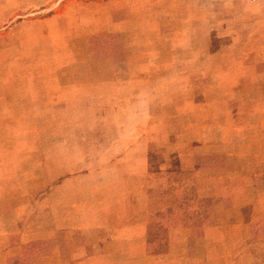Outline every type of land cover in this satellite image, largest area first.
<instances>
[{"label":"rangeland","instance_id":"374dc122","mask_svg":"<svg viewBox=\"0 0 264 264\" xmlns=\"http://www.w3.org/2000/svg\"><path fill=\"white\" fill-rule=\"evenodd\" d=\"M106 177L153 239L113 264H264V0H0V264L102 254L35 237Z\"/></svg>","mask_w":264,"mask_h":264},{"label":"crops","instance_id":"0c3cea01","mask_svg":"<svg viewBox=\"0 0 264 264\" xmlns=\"http://www.w3.org/2000/svg\"><path fill=\"white\" fill-rule=\"evenodd\" d=\"M64 184H66V182H63L62 185ZM127 189L128 188L125 184L120 180L106 177V192L103 194L106 201L104 204L102 202L103 206L94 199V193H92V201L87 202L88 208L86 212L83 211L81 213L75 212L76 214H63L60 212L62 209L58 203L53 207V212H48V214L45 215L42 214L44 217L49 216V225H45V227L42 228L39 227L35 238L41 240L55 237L57 238L61 236L62 230L66 229H72L66 230L68 233L85 234L87 238L98 235L100 241L98 242V248H100L102 254L98 256L87 255L81 259L74 260L70 264H113L114 262L110 261V258H108L106 253L109 252V248L112 245L120 244L121 238L133 237L135 244L138 243V251L142 252V247H146L148 242L153 239L149 233H147L148 237L145 240L143 239V236L146 234V228H144L143 225L142 209L136 211V208H134V213H132V210H128L130 199H128ZM70 192H73V188ZM134 201H137V197L134 198ZM135 204L137 205V202ZM83 205L85 206L86 204ZM169 212L170 211L167 210V215ZM23 234L25 233L23 232ZM116 240L119 242H116ZM85 242L86 243L83 244L81 248H75V250L73 249L71 251L93 252L94 249L92 246H95V243L87 240ZM53 245L55 247L54 251L59 254V252L62 251V248L58 249L60 244L57 239ZM28 264L62 263L59 261L57 262V260L54 262L50 259L49 261L46 260L37 263L30 262Z\"/></svg>","mask_w":264,"mask_h":264}]
</instances>
